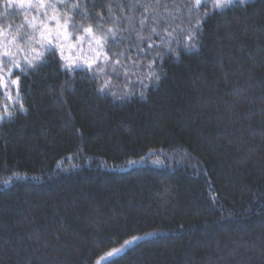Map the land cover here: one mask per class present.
<instances>
[{
    "label": "trees",
    "instance_id": "obj_1",
    "mask_svg": "<svg viewBox=\"0 0 264 264\" xmlns=\"http://www.w3.org/2000/svg\"><path fill=\"white\" fill-rule=\"evenodd\" d=\"M59 7L74 39L87 26L115 36L92 71L69 72L57 49L15 71L24 110L0 126V264H98L117 248L105 264H264V0ZM28 21L0 0V33Z\"/></svg>",
    "mask_w": 264,
    "mask_h": 264
},
{
    "label": "snow or ice",
    "instance_id": "obj_2",
    "mask_svg": "<svg viewBox=\"0 0 264 264\" xmlns=\"http://www.w3.org/2000/svg\"><path fill=\"white\" fill-rule=\"evenodd\" d=\"M25 2H27L29 8H35L37 10L33 19L27 22L32 31L25 32L24 35L21 36L4 40L3 48L0 50V68H2L6 63H11L14 67L21 70V74H26L29 69L32 71H38L43 64L47 63V60L44 58L45 53L51 56L56 55L53 49L60 50V58L63 60L64 45L62 41H67L72 36V33L69 32V26H72L73 32H79V29H77L72 22V17L69 15L68 8L59 7V5H65L67 0H35V2L34 0H20V6L24 7ZM246 2L247 0H213V7L214 9L223 10L233 7L236 4H245ZM156 4L159 6L160 0H156ZM195 5L197 7L201 6V0H195ZM141 6L146 7L143 4H141ZM204 6L206 7L207 5ZM71 7L78 8L79 5L73 3ZM49 12H51V15ZM205 15H208V13H205ZM144 23L145 20L142 19L140 21L141 27H143ZM152 31H156L155 27L152 28ZM83 32L87 34V42L89 44L95 41L97 45L96 59H99L101 53H103L107 36L109 34H111L113 37L115 36V32L112 29H109L107 33H102L101 35L97 36L93 34V29L91 26L84 27ZM25 36L27 37L26 39ZM76 39L77 41H83L84 36L78 35ZM192 47H195L194 43ZM13 48L16 49L15 52L12 50ZM21 51L25 53V66H22L19 60L16 59L17 53ZM29 54L30 58H28ZM104 59H108L106 54ZM94 62L95 61H93V63ZM115 63L119 64L120 61L117 59L115 60ZM64 67H66L69 72L74 70L71 64H65ZM88 69L90 71L93 70L92 63L88 64ZM97 70L103 71L102 68H98ZM8 74L11 75V70H9ZM154 75L155 73H151L149 78ZM2 79L3 77L0 76V80ZM156 79L158 80L159 77L157 76ZM18 81L19 76H17V79L13 80L12 83L18 85ZM104 87H107V85L105 84ZM104 87H101L99 90L104 91ZM17 95H19L18 90ZM20 110H24L22 104L20 106ZM4 116H11V113L7 110V108H5L4 114L0 115V120H3ZM134 239H139V237ZM126 243L131 244L132 241H128ZM120 251L121 249L117 248L114 249L113 252H109L108 255L109 257H112L114 253H119Z\"/></svg>",
    "mask_w": 264,
    "mask_h": 264
},
{
    "label": "rangeland",
    "instance_id": "obj_3",
    "mask_svg": "<svg viewBox=\"0 0 264 264\" xmlns=\"http://www.w3.org/2000/svg\"><path fill=\"white\" fill-rule=\"evenodd\" d=\"M12 1L15 4H17L19 7H21L20 0H12ZM204 1L210 2L213 7V0H201V3ZM248 1L251 0H247V2ZM21 8H23V10L25 11L29 21L32 20L33 17L36 15L37 10L35 8H29L27 2H25L24 7ZM49 14L51 15V12H49ZM83 36H84L83 41H77V39H74L73 36H71V38L67 41H62L64 45L63 60L65 64H71L73 68L88 69L89 63H92V66L94 68L99 62H107L108 59L107 60L104 59L105 47L99 59H96L97 45L95 41L89 44L87 42L88 40L87 34L85 33ZM11 38L12 37H10L8 34L0 33V50H2L3 48V41ZM12 50L14 52L16 51L15 48H13ZM57 50L60 54V50L59 49ZM28 58H30V54ZM16 59L19 60V62L23 66L25 53L22 51L17 53ZM93 61L95 62L93 63ZM9 70H11V75L8 74ZM16 70H20V69L14 67L11 63H6L3 65L2 68H0V76L3 77V79L0 80V115L4 114L5 108H7V110L11 113V116H4V119L0 120V126L3 122L9 120L15 114V112L19 111L20 106L22 104L21 94H20V83L19 81H18V85L12 83L13 80L17 79L13 76ZM17 90L19 91V95H17ZM137 240L138 239L133 240L132 243ZM110 258L111 257H109V255H106L101 258L98 264H105Z\"/></svg>",
    "mask_w": 264,
    "mask_h": 264
}]
</instances>
